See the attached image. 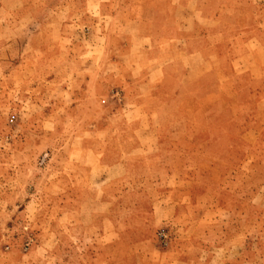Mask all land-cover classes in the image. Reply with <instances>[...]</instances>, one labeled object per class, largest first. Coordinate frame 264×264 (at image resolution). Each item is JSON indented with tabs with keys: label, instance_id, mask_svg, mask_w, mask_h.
Wrapping results in <instances>:
<instances>
[{
	"label": "rangeland",
	"instance_id": "obj_1",
	"mask_svg": "<svg viewBox=\"0 0 264 264\" xmlns=\"http://www.w3.org/2000/svg\"><path fill=\"white\" fill-rule=\"evenodd\" d=\"M112 4L0 0V264H63L59 256L64 260L89 252L128 258L135 254L128 247L134 231L117 236L114 224H144L148 215L128 208L144 205L143 211L149 212L161 191L173 190L180 211L190 213L179 212L172 227L159 231L163 247L187 237L202 238L208 240L203 248L208 256L205 262L193 260L196 251L190 247L189 264H264V51L244 55L241 64L250 69L235 88L220 87L224 76L217 72L183 88L181 98L174 91L184 70L176 64L172 74L178 80L166 83L171 109L154 120L161 128L159 159L152 142L151 155L137 147L138 120L126 117L129 112L115 115L125 93L136 95L139 86L101 84L96 76L99 67L98 73L107 77L121 74L125 45L151 47L140 36H154L162 52L174 39L178 49L186 44L192 51L212 49L236 32L245 40L259 35L264 44V0ZM239 47L243 50V44ZM78 64L84 69L77 71ZM62 79L68 83L59 87ZM74 80L81 81L79 89L68 85ZM134 107L129 108L140 116L141 107ZM84 130L94 134L85 140L94 153L100 142L111 138L103 159L89 156L97 162L93 166L76 150ZM125 154L134 166H147L143 173L149 176L166 175L162 166L154 168L161 162L181 183L159 189L152 181L120 178L124 168L107 166ZM85 188L110 196L114 210L99 198L78 199L76 194ZM129 189L134 193L131 203ZM124 195L127 204L121 200ZM183 223L191 226L186 232L175 226ZM202 227L206 230H196Z\"/></svg>",
	"mask_w": 264,
	"mask_h": 264
},
{
	"label": "crops",
	"instance_id": "obj_2",
	"mask_svg": "<svg viewBox=\"0 0 264 264\" xmlns=\"http://www.w3.org/2000/svg\"><path fill=\"white\" fill-rule=\"evenodd\" d=\"M103 2L113 3L114 0H102ZM139 36H136L138 38ZM260 36H251L250 38L247 37L245 40L244 36L240 32H236L233 34L230 40L223 41L218 43V46H214L209 49H200L196 51H192L188 48V45L182 46L181 49L177 47V40H171L168 44V50L162 52L160 46L155 41L154 36H140L144 40H148L151 44V47L144 44L141 47L134 46L131 48L132 44L125 45V49L122 50L123 64L120 65L121 74L117 77L114 75L105 76L104 74H99L98 71H102L101 67H99L96 71V76L100 78L101 84L104 82H111V84H118L121 83L123 86L131 87L134 83L139 86V91L136 95H131L128 91L125 93L123 104L120 106L121 110L119 114L122 115L126 114V117H134V119L138 120V124L135 134L137 135V139L139 143L137 147L139 148L140 152L146 153L151 155L149 142H152L154 148L152 151L154 154L160 151L161 155V144L159 141V137L161 136V128L155 124L154 120L161 119V112L169 111L171 107L167 106V100L165 98V94L169 92V89L166 86L168 81H173L176 77L172 74V69L176 66V64H180V67L184 70L183 80L178 82V90L175 89L174 95L177 98H181L183 96L182 90L183 88L187 87H194L197 85V80H199L203 75L208 77L212 75V73L216 74L217 72L220 73V76H224V80H221L219 83L220 87H236L237 80L246 74L250 68H248L245 64H241L242 58L244 55L248 54H258L261 51H264V44L260 43L259 38ZM192 38V37H191ZM147 43V42H146ZM239 44H243V50L239 47ZM245 45V46H244ZM180 50L182 57H185V60L180 61L177 60V53ZM153 51V53H152ZM80 64V63H79ZM78 69L83 70L84 64L79 65ZM106 67V65H104ZM103 69H106V68ZM20 72H25L23 67H18ZM16 70V72H19ZM183 70H181L183 72ZM201 73L197 75L199 72ZM98 74V75H97ZM183 74V73H182ZM205 77V78H206ZM178 79H176L177 81ZM59 87H64L68 81L62 79V81H57ZM97 83V82H96ZM176 83V82H175ZM173 86L177 87V83ZM81 81L74 80V82H69V86L73 85V89H79L81 87ZM218 86V84H217ZM148 89L149 92H142L143 89ZM62 89V88H60ZM228 92H222L221 95H226ZM173 95V96H174ZM174 97V98H175ZM88 103H91L88 102ZM92 104V103H91ZM166 104V105H165ZM139 106L141 107L140 116H134V112L129 107ZM134 107V108H135ZM138 110V109H137ZM94 112V111H93ZM100 115V114H99ZM156 115V116H155ZM158 116V117H157ZM146 126L141 127V124H145ZM150 121V122H149ZM151 125L149 126V124ZM110 130V129H109ZM94 133L95 130L93 131ZM102 131H99V133ZM78 135H86L82 138V143L76 148L80 155L83 152L88 160L89 156L95 154L99 156V159H103L108 152L110 151V140L111 138L105 139L103 142H98L100 144L99 149H96L95 153L90 150L88 145L85 143L87 137H90L92 134L91 131L84 130L80 132ZM101 135V134H100ZM154 137V139H153ZM156 137V138H155ZM151 145V144H150ZM152 147V145H151ZM155 151V152H154ZM128 155H121V158L116 160L113 166H107L108 170L111 169H118L124 168V173L121 174L120 178L126 179L129 182H138V181H152L156 184L159 189H171V184L173 183H181V178L178 179L177 177L172 175L167 169L162 165L161 162H157L154 164V168L163 167V171L166 172L156 176H149L143 173L147 166L140 165L138 167L134 166L133 163L128 160ZM157 154L155 155V157ZM157 159L159 157L157 156ZM160 161V160H159ZM97 162H93L89 160L88 165L93 166ZM128 166H131L128 168ZM134 167L133 169H131ZM134 175V176H133ZM106 176H109V173L106 172ZM179 187L181 185H178ZM174 186L172 185V188ZM176 187V186H175ZM79 193L82 195H77L78 199L81 198H99L103 203L111 204L112 211L114 210V201L108 195H103L102 193H98L96 189L85 188L82 189ZM131 190L129 189L126 195L129 196L130 203L132 202L131 196H133ZM137 193V192H135ZM173 191L168 192H160L158 197V202L153 204V207L150 209L149 212L143 211L145 209L144 205H141V209L137 207H129L128 210L130 212L148 216L144 218V224L139 225L138 227H132L126 224V227H118L117 224H114V231L115 235H120V233L134 231L133 238L130 241L129 246L130 252L134 251V255L130 254L131 256L125 258L124 255L116 258H108L109 256L104 254H98L92 256L91 252H89L88 256L82 257L79 256L78 253H75L69 259H64L59 256L58 261H62L63 264H189L187 258L190 259L188 254L190 253L188 248L193 247L196 251L192 259L200 262H205V257L208 256V253H204L203 248H207V241L205 239H193L191 237H187L180 241L176 245L175 241H171L168 247H163L160 240L158 239L157 234L160 230L168 229L172 227L174 221L178 218L179 212L183 213H190L189 211H180L178 204L175 203ZM139 194V193H137ZM146 196V193L143 194ZM127 196L121 197L123 204L126 203ZM146 199V197H144ZM140 200V199H139ZM156 200V198H155ZM120 201V199H119ZM118 201V202H119ZM121 201V202H122ZM116 202V204H118ZM186 203V202H184ZM110 211V212H112ZM175 226H181V231L186 232L191 226L190 224L183 223ZM199 231L206 230V227H202L200 229H196ZM104 241L106 237L103 238ZM137 239V240H135ZM140 239V240H138ZM99 242L102 243L104 246H109L108 242ZM97 242L94 241L95 245ZM107 250V249H106ZM200 250V252H198ZM127 251H129L127 249ZM126 253H129L127 252ZM198 253V254H196ZM116 260H120V263H116ZM116 261V262H114Z\"/></svg>",
	"mask_w": 264,
	"mask_h": 264
},
{
	"label": "built area",
	"instance_id": "obj_3",
	"mask_svg": "<svg viewBox=\"0 0 264 264\" xmlns=\"http://www.w3.org/2000/svg\"><path fill=\"white\" fill-rule=\"evenodd\" d=\"M160 236H161L162 243L166 244L165 235L164 234H161Z\"/></svg>",
	"mask_w": 264,
	"mask_h": 264
}]
</instances>
